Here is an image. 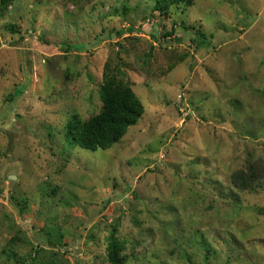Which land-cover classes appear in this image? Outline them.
<instances>
[{"label": "rangeland", "instance_id": "374dc122", "mask_svg": "<svg viewBox=\"0 0 264 264\" xmlns=\"http://www.w3.org/2000/svg\"><path fill=\"white\" fill-rule=\"evenodd\" d=\"M192 1L0 2V264H264V0ZM106 65L144 113L70 145Z\"/></svg>", "mask_w": 264, "mask_h": 264}, {"label": "trees", "instance_id": "16d2710c", "mask_svg": "<svg viewBox=\"0 0 264 264\" xmlns=\"http://www.w3.org/2000/svg\"><path fill=\"white\" fill-rule=\"evenodd\" d=\"M7 7L11 0H0ZM192 0H154V9L159 12L171 7H189ZM199 30L193 33L192 42L202 39ZM103 83L100 88V111L89 119L82 121L72 116L64 128V138L70 145L95 151L106 150L117 144L125 135L127 129L137 123L144 113V108L129 84L122 83L116 76L108 72L107 65L103 72ZM264 171V166L261 167ZM249 174L238 172L233 175V184L236 188L246 189L255 182V170L248 167ZM117 227L112 228L108 246V258L111 264H121L124 259L120 256L123 245L116 236Z\"/></svg>", "mask_w": 264, "mask_h": 264}]
</instances>
